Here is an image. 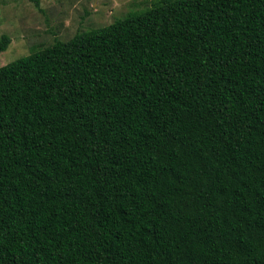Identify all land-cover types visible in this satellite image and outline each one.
Here are the masks:
<instances>
[{"label":"trees","instance_id":"obj_1","mask_svg":"<svg viewBox=\"0 0 264 264\" xmlns=\"http://www.w3.org/2000/svg\"><path fill=\"white\" fill-rule=\"evenodd\" d=\"M0 264H264V0H157L0 67Z\"/></svg>","mask_w":264,"mask_h":264},{"label":"rangeland","instance_id":"obj_2","mask_svg":"<svg viewBox=\"0 0 264 264\" xmlns=\"http://www.w3.org/2000/svg\"><path fill=\"white\" fill-rule=\"evenodd\" d=\"M0 0V67L56 40L107 26L157 0ZM3 40V41H2Z\"/></svg>","mask_w":264,"mask_h":264}]
</instances>
